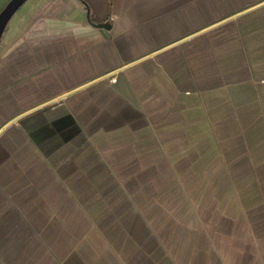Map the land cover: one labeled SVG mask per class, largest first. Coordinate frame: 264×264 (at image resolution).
Here are the masks:
<instances>
[{"label": "crops", "instance_id": "0c3cea01", "mask_svg": "<svg viewBox=\"0 0 264 264\" xmlns=\"http://www.w3.org/2000/svg\"><path fill=\"white\" fill-rule=\"evenodd\" d=\"M0 264H264V0H26Z\"/></svg>", "mask_w": 264, "mask_h": 264}, {"label": "water", "instance_id": "95a60500", "mask_svg": "<svg viewBox=\"0 0 264 264\" xmlns=\"http://www.w3.org/2000/svg\"><path fill=\"white\" fill-rule=\"evenodd\" d=\"M25 1L26 0H8L0 10V38L10 18ZM97 26L109 28L110 23H99Z\"/></svg>", "mask_w": 264, "mask_h": 264}, {"label": "rangeland", "instance_id": "374dc122", "mask_svg": "<svg viewBox=\"0 0 264 264\" xmlns=\"http://www.w3.org/2000/svg\"><path fill=\"white\" fill-rule=\"evenodd\" d=\"M8 0H0V10L4 7L5 3L7 2ZM232 156H233V153H232ZM227 157H228V153H227Z\"/></svg>", "mask_w": 264, "mask_h": 264}]
</instances>
